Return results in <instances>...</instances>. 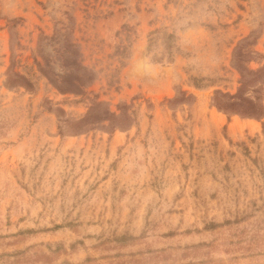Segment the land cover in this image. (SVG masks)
Instances as JSON below:
<instances>
[{"label": "rangeland", "instance_id": "1", "mask_svg": "<svg viewBox=\"0 0 264 264\" xmlns=\"http://www.w3.org/2000/svg\"><path fill=\"white\" fill-rule=\"evenodd\" d=\"M263 93L264 0H0V264H264Z\"/></svg>", "mask_w": 264, "mask_h": 264}, {"label": "trees", "instance_id": "2", "mask_svg": "<svg viewBox=\"0 0 264 264\" xmlns=\"http://www.w3.org/2000/svg\"><path fill=\"white\" fill-rule=\"evenodd\" d=\"M76 53H77L76 51H72L71 55H66L65 53L62 55L63 67L66 68L63 71H59V72L55 71L53 66H51L49 63H46V65H42L41 63H39V69L42 75H44L48 79L50 84H52L62 93H80L83 91L84 87L90 81H92L94 77L93 72L88 67L81 64L79 58L73 57L74 55H76ZM261 71L262 70H259L257 72H254L253 74H257ZM17 76L23 79L24 83L29 85L31 84L30 81H28V79L24 75L17 74ZM240 99L242 101L251 104V106L248 107V110L252 115L260 116L264 113V104H263L264 93L262 97H260L261 102L258 105L254 104L249 99L246 98H240ZM97 104L99 105L100 103ZM233 105L234 103H229L227 106H224L223 108L227 109ZM108 113L109 112L107 111V116ZM107 118L108 117H105L102 118L101 120Z\"/></svg>", "mask_w": 264, "mask_h": 264}, {"label": "crops", "instance_id": "3", "mask_svg": "<svg viewBox=\"0 0 264 264\" xmlns=\"http://www.w3.org/2000/svg\"><path fill=\"white\" fill-rule=\"evenodd\" d=\"M198 264H208V262H202V261H200V262H198Z\"/></svg>", "mask_w": 264, "mask_h": 264}]
</instances>
